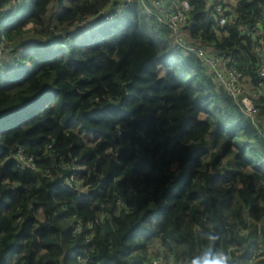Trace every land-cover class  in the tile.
Masks as SVG:
<instances>
[{"label": "trees", "instance_id": "16d2710c", "mask_svg": "<svg viewBox=\"0 0 264 264\" xmlns=\"http://www.w3.org/2000/svg\"><path fill=\"white\" fill-rule=\"evenodd\" d=\"M188 1L185 36L254 85L262 38L247 27L264 29V0ZM212 1L234 4L233 19L218 25ZM107 4L0 0V264H80L85 251L87 264H144L153 249L192 264L228 247V264H264L252 260L264 254V95L255 124L142 3L102 23ZM18 147L50 176L19 168ZM59 157L82 167V191Z\"/></svg>", "mask_w": 264, "mask_h": 264}, {"label": "built area", "instance_id": "2783aa9c", "mask_svg": "<svg viewBox=\"0 0 264 264\" xmlns=\"http://www.w3.org/2000/svg\"><path fill=\"white\" fill-rule=\"evenodd\" d=\"M15 3V0H11ZM135 2H140L145 6L146 11L151 14L158 23L164 24L171 30L173 43L181 48L184 52L194 53L201 61V65L205 68L206 73L212 78L214 84L226 91L229 96L238 105L240 111L247 118L252 120L255 124L263 122V119L258 116V109L255 100L264 95V29L260 21L247 27L248 30L259 31L262 38V48L257 51L258 64L256 71L258 74V81L251 86L243 84V74L235 68H223L221 57L217 54L210 53L205 44H203L196 37H186L183 32L182 26L187 20L188 11L190 9L188 0H149L145 3L143 0H108L107 6L96 13L102 23L108 22L110 19L116 17L123 12V9L132 6ZM234 4H221L217 1L211 2V13L218 25H223L229 22L234 17ZM94 17V16H93ZM93 17L81 20L76 23V26H84L88 24V20ZM17 64L16 62L14 63ZM2 62L0 61V68ZM49 147V145H48ZM16 158L18 166L22 170H35L39 173H44L45 176H50L46 170H38L35 158L32 155L26 154L24 148L18 147L16 150ZM57 166L64 171L63 182L75 187L76 189L83 190L81 185L80 172L82 167H78L74 162L64 163L59 157L56 162ZM115 206L118 210L129 212L134 209V205H128L121 199H116ZM88 229L93 227V222H88ZM82 229V225L78 222L74 227V233H78ZM240 235L246 232L245 228H234ZM90 240V236H86V241ZM231 247L226 248L224 254L229 258L231 254ZM90 259L88 251L79 254L77 260L80 264H87ZM264 259V254L261 253V247H257L253 254L252 260ZM173 257H165L161 251L153 249L149 252L144 264H171Z\"/></svg>", "mask_w": 264, "mask_h": 264}, {"label": "clouds", "instance_id": "9594fccd", "mask_svg": "<svg viewBox=\"0 0 264 264\" xmlns=\"http://www.w3.org/2000/svg\"><path fill=\"white\" fill-rule=\"evenodd\" d=\"M208 253L204 257H197L192 260V264H228L227 255L220 253L212 259L207 258Z\"/></svg>", "mask_w": 264, "mask_h": 264}, {"label": "rangeland", "instance_id": "374dc122", "mask_svg": "<svg viewBox=\"0 0 264 264\" xmlns=\"http://www.w3.org/2000/svg\"><path fill=\"white\" fill-rule=\"evenodd\" d=\"M164 73V70L163 69H160V74H163ZM41 213V216H42V210L40 211Z\"/></svg>", "mask_w": 264, "mask_h": 264}, {"label": "crops", "instance_id": "0c3cea01", "mask_svg": "<svg viewBox=\"0 0 264 264\" xmlns=\"http://www.w3.org/2000/svg\"><path fill=\"white\" fill-rule=\"evenodd\" d=\"M234 2V1H233Z\"/></svg>", "mask_w": 264, "mask_h": 264}]
</instances>
